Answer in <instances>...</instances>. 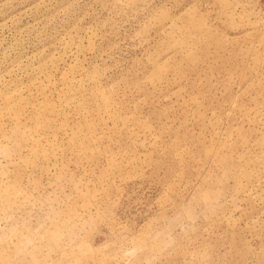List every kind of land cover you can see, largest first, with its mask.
<instances>
[{
  "label": "rangeland",
  "instance_id": "obj_1",
  "mask_svg": "<svg viewBox=\"0 0 264 264\" xmlns=\"http://www.w3.org/2000/svg\"><path fill=\"white\" fill-rule=\"evenodd\" d=\"M0 264H264V0H0Z\"/></svg>",
  "mask_w": 264,
  "mask_h": 264
}]
</instances>
